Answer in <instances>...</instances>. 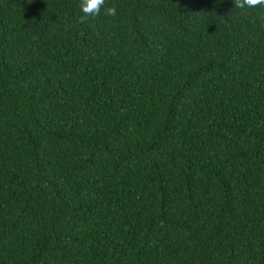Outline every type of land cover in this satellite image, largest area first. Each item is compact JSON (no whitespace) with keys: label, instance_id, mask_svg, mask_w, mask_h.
I'll use <instances>...</instances> for the list:
<instances>
[{"label":"trees","instance_id":"16d2710c","mask_svg":"<svg viewBox=\"0 0 264 264\" xmlns=\"http://www.w3.org/2000/svg\"><path fill=\"white\" fill-rule=\"evenodd\" d=\"M0 0V264H264V6Z\"/></svg>","mask_w":264,"mask_h":264},{"label":"clouds","instance_id":"9594fccd","mask_svg":"<svg viewBox=\"0 0 264 264\" xmlns=\"http://www.w3.org/2000/svg\"><path fill=\"white\" fill-rule=\"evenodd\" d=\"M235 8H257L264 6V0H234ZM101 9H104V15L115 16V6L105 7V0H81L79 17L81 23H88L90 19H95L101 14ZM264 19V17H261Z\"/></svg>","mask_w":264,"mask_h":264}]
</instances>
